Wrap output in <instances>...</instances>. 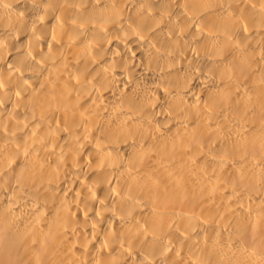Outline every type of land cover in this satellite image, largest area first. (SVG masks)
<instances>
[{"label":"bare ground","instance_id":"bare-ground-1","mask_svg":"<svg viewBox=\"0 0 264 264\" xmlns=\"http://www.w3.org/2000/svg\"><path fill=\"white\" fill-rule=\"evenodd\" d=\"M0 264H264V0H0Z\"/></svg>","mask_w":264,"mask_h":264}]
</instances>
